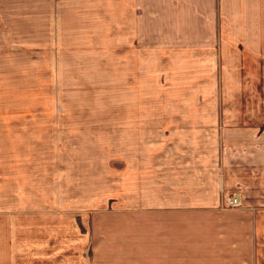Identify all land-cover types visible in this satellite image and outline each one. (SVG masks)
<instances>
[{
  "label": "crops",
  "instance_id": "1",
  "mask_svg": "<svg viewBox=\"0 0 264 264\" xmlns=\"http://www.w3.org/2000/svg\"><path fill=\"white\" fill-rule=\"evenodd\" d=\"M27 51L98 74L129 59L194 95L138 100L114 171L52 149L71 184L1 214L0 264H264V0H0V59Z\"/></svg>",
  "mask_w": 264,
  "mask_h": 264
},
{
  "label": "rangeland",
  "instance_id": "2",
  "mask_svg": "<svg viewBox=\"0 0 264 264\" xmlns=\"http://www.w3.org/2000/svg\"><path fill=\"white\" fill-rule=\"evenodd\" d=\"M29 51L25 56L18 53L19 57L0 59V216L9 208L21 209L23 205L36 209L41 194L51 195L54 186L64 194L63 189L71 183L66 176L53 180L50 167L44 166L50 163L42 160L50 157L52 149L57 147L60 164L68 157L107 154L114 171L118 168V135L124 134V125H129L121 128L119 121L142 114L146 108L134 106L138 100L194 95L189 86L176 84L169 75L131 73L129 59L114 61L118 62L113 63L115 67L107 63L106 69H100L117 73L98 74L86 73L98 68L68 69V64L72 67L75 63L69 60L63 62L65 67L52 69L49 59L41 60ZM49 70L63 73H43ZM68 70L81 73L68 74ZM100 127L106 137L88 139ZM109 182L114 185L113 180ZM18 198L29 202L13 207L18 206Z\"/></svg>",
  "mask_w": 264,
  "mask_h": 264
},
{
  "label": "built area",
  "instance_id": "3",
  "mask_svg": "<svg viewBox=\"0 0 264 264\" xmlns=\"http://www.w3.org/2000/svg\"><path fill=\"white\" fill-rule=\"evenodd\" d=\"M228 205L231 207L241 206L242 202L238 194H233L228 199Z\"/></svg>",
  "mask_w": 264,
  "mask_h": 264
}]
</instances>
